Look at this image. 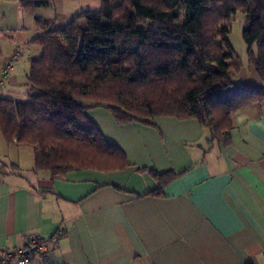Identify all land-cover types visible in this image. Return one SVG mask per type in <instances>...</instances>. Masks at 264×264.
Wrapping results in <instances>:
<instances>
[{
    "label": "crops",
    "instance_id": "0c3cea01",
    "mask_svg": "<svg viewBox=\"0 0 264 264\" xmlns=\"http://www.w3.org/2000/svg\"><path fill=\"white\" fill-rule=\"evenodd\" d=\"M6 64L0 87L12 80ZM233 78L264 86L249 61ZM86 114L130 164L53 178L34 170L32 146L1 133L0 251L42 238L30 264H264V101L233 114L227 142L194 118L119 124L101 105ZM150 168L173 176L159 189Z\"/></svg>",
    "mask_w": 264,
    "mask_h": 264
},
{
    "label": "trees",
    "instance_id": "16d2710c",
    "mask_svg": "<svg viewBox=\"0 0 264 264\" xmlns=\"http://www.w3.org/2000/svg\"><path fill=\"white\" fill-rule=\"evenodd\" d=\"M52 2L20 4L27 12ZM237 12L245 15L248 61L264 84V0H102L100 10L83 11L63 28L36 17L41 54L28 75L29 99L0 97V132L9 144L32 146L34 170L53 178L130 164L86 114L92 106H105L119 124L194 118L212 140L227 142L233 114L264 101V86L233 78L243 61L224 24ZM172 176L159 175V189ZM36 240L29 257L47 243Z\"/></svg>",
    "mask_w": 264,
    "mask_h": 264
},
{
    "label": "rangeland",
    "instance_id": "374dc122",
    "mask_svg": "<svg viewBox=\"0 0 264 264\" xmlns=\"http://www.w3.org/2000/svg\"><path fill=\"white\" fill-rule=\"evenodd\" d=\"M20 1L0 0V67L4 62H9L14 55L18 57L14 62V68H11L12 80L1 85L0 93L5 90L6 98L27 101L29 99L28 75L32 64L30 57L33 54H41V47L33 42L39 33L35 22L36 17L49 19L54 22L55 28H63L83 11L100 10L102 0H53L50 6L27 12L22 9ZM81 23L86 24L83 19ZM224 25L228 27L227 36L235 49V54L244 64H247V47L242 37L245 15L237 12ZM218 41L221 39L219 38ZM1 139L5 141L3 135Z\"/></svg>",
    "mask_w": 264,
    "mask_h": 264
},
{
    "label": "built area",
    "instance_id": "2783aa9c",
    "mask_svg": "<svg viewBox=\"0 0 264 264\" xmlns=\"http://www.w3.org/2000/svg\"><path fill=\"white\" fill-rule=\"evenodd\" d=\"M14 56L6 65L4 75H3V79H6L8 77L9 71L13 67L15 60L18 59L17 56H15V57ZM63 234H64V232L60 230L59 235H63ZM36 242H37V240L34 241L30 245V247L27 248L26 250H24V251L22 250V251H19L17 253H12L8 250L0 251V264H30V257L28 255V253L31 250V248H35V247L37 248ZM41 248L43 251L45 248V245H43Z\"/></svg>",
    "mask_w": 264,
    "mask_h": 264
},
{
    "label": "water",
    "instance_id": "95a60500",
    "mask_svg": "<svg viewBox=\"0 0 264 264\" xmlns=\"http://www.w3.org/2000/svg\"><path fill=\"white\" fill-rule=\"evenodd\" d=\"M36 248V247H35Z\"/></svg>",
    "mask_w": 264,
    "mask_h": 264
}]
</instances>
